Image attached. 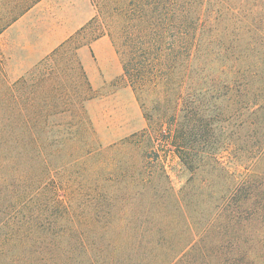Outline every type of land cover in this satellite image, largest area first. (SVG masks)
I'll return each instance as SVG.
<instances>
[{"label": "trees", "instance_id": "16d2710c", "mask_svg": "<svg viewBox=\"0 0 264 264\" xmlns=\"http://www.w3.org/2000/svg\"><path fill=\"white\" fill-rule=\"evenodd\" d=\"M40 1L0 0V35ZM89 2L16 76L0 42V264H264V0ZM102 36L144 121L108 144Z\"/></svg>", "mask_w": 264, "mask_h": 264}, {"label": "rangeland", "instance_id": "374dc122", "mask_svg": "<svg viewBox=\"0 0 264 264\" xmlns=\"http://www.w3.org/2000/svg\"><path fill=\"white\" fill-rule=\"evenodd\" d=\"M92 14L89 0H42L0 35L13 76L65 39ZM79 51L94 97L86 109L103 144L119 142L144 126L134 93L119 80L121 64L107 36ZM168 167L176 158L170 154ZM173 182L177 185L175 176Z\"/></svg>", "mask_w": 264, "mask_h": 264}]
</instances>
